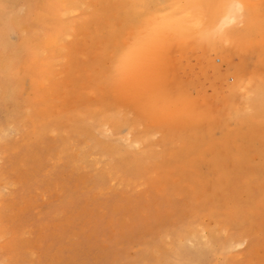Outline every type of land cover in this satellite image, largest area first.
Returning a JSON list of instances; mask_svg holds the SVG:
<instances>
[{
    "label": "rangeland",
    "instance_id": "1",
    "mask_svg": "<svg viewBox=\"0 0 264 264\" xmlns=\"http://www.w3.org/2000/svg\"><path fill=\"white\" fill-rule=\"evenodd\" d=\"M183 1L127 0L124 45L129 63L125 77L127 91L118 97L119 111L124 113L127 124L115 135L106 132L104 136H109L108 139H102L123 148L126 136L127 139L141 137L142 153L136 155V164L127 173L135 176L130 177L136 181L123 185L119 176L109 170L107 158L91 150L90 145L87 148L86 144L71 141L66 153L58 154L55 131L46 132L41 141L30 138L24 142L21 131L10 129L0 139L3 141L0 142V264H264V179L247 176L246 181L251 179L254 187L240 188L238 182L219 183L211 175L215 168L219 169L217 174L221 170L224 173L239 170L244 175L254 169H264V116H256V109L239 104L236 96L238 99L233 103L238 104L233 106H240L241 110L244 107L246 111L240 116L231 111H227L229 114L214 111L213 119L204 116V120L199 118L197 122L192 116L196 114L187 119L185 111L186 114L175 112L177 115L171 116L172 112L159 104L162 99L158 102L160 107L155 99L153 102L149 87L147 95L139 92L137 97L138 90L133 93L137 82L130 79L134 77L132 63L138 54L143 52L144 70L149 71L154 64H151L155 55L151 53L152 48L157 50L156 46L159 49L162 46L158 55L171 68L166 67L167 83L171 84L179 73L180 79L176 82L182 80L178 83L182 93L187 92L190 101L196 98L197 103L202 102V97L205 99L200 105L196 103L197 107L192 104L196 112L199 107L203 113L205 109L207 113L211 111L213 105L218 108L223 96L229 95L227 86L237 83L239 70L242 73L247 70V75L252 74L249 77H258L250 85L255 87L264 79V0H249L257 11H252L256 19L253 18L249 44L245 42L246 36L234 34L247 28V23L237 18L225 27L232 30L229 31L232 38H226L224 31L212 23L207 25L206 19L199 20L200 25L193 29L198 20L196 12H191L193 18L188 19L189 24L186 21L184 29L182 25L179 27L187 30L192 26V30L179 32L175 17L182 12L173 7L187 5ZM17 15L18 22L23 23L24 3L20 4ZM169 16L171 22L168 20L166 25L164 21ZM85 33L72 37L70 57L54 61L48 84L52 98L47 99L51 113L62 105L64 112L74 110L73 105L80 111L99 107L88 90L76 93L81 96L80 100L67 99L73 94L71 80L76 75L79 79L80 75L83 77L77 61L83 63L89 58L83 45L92 39V34ZM184 34L189 37L185 38ZM156 37L161 38V43L154 41ZM26 38L16 29L10 31L6 50L20 49L22 39ZM153 43L160 45L151 47ZM220 44L222 51H219ZM217 50L227 57L231 55L232 60L226 57L225 63L222 54L216 55ZM93 89L96 90V85ZM64 92L68 93L66 97ZM101 94L99 102L107 98L109 103L113 101L111 97L117 100L111 89ZM40 107L41 103L37 102L36 110ZM108 107L116 110L114 103ZM188 120L194 122L192 126ZM24 128L29 129L28 125ZM93 133L100 138L97 132ZM81 148L88 152L76 159ZM251 193V202H248ZM185 224L199 234L201 242L209 240L212 232L215 239H225L226 247L217 249L215 242H208L212 252L189 262L174 252L165 253L175 231ZM186 245L191 246L190 242Z\"/></svg>",
    "mask_w": 264,
    "mask_h": 264
},
{
    "label": "bare ground",
    "instance_id": "2",
    "mask_svg": "<svg viewBox=\"0 0 264 264\" xmlns=\"http://www.w3.org/2000/svg\"><path fill=\"white\" fill-rule=\"evenodd\" d=\"M21 3H24L26 8V16L23 23H19L17 20V10L20 8ZM185 3L187 5H183V7H181L182 5L180 4V6L177 4L173 7V10L175 9L182 12L181 15L175 17L177 21L176 23L174 19V23H178V26L176 27H178L177 29L179 32H185L186 29L183 30V26H185L186 21H188L187 24H189L188 19L190 17L191 19L193 18L191 12H196L198 17L195 18L198 19V24L192 21L194 24H191L196 25L193 29H197V25H200L198 22L199 20L203 21L206 19L209 23H207V25L212 23L211 25H215L224 31L226 34L224 36H226V38L229 36L232 38L229 32L232 30L225 29V27L228 22L237 21L238 19L241 23H247V28L245 31H234V34H239V36L244 35L247 37L245 42L247 44H249V42L252 43V41L250 39L248 40V38L252 35V31L254 30L252 28L254 26L253 18H256L252 14V11H254V5L250 4L249 0H186ZM126 5L127 0H0V139L5 137L6 132L10 129H13L16 132L21 131L24 142L30 138H33L35 141H41L46 132H49V130L55 131L57 133V141L59 145L58 154L66 153L68 145L71 141L77 144H86L88 146L87 148H89L90 145L91 150L107 158V162L110 167L109 170L119 176L120 182L123 185L136 181V179L130 177L133 175H128L127 173L130 166H134L136 164V155H141L142 153L141 137L131 136L128 139L126 138L127 136L125 138L123 137L126 139L123 148L117 144L116 146L108 144L102 139V137L105 139L106 136L104 135L106 132L109 135H115L120 128L127 124L124 113L119 111V106H121V104H118V100H120L118 97L122 96L127 89L125 86V77L127 67H129V63L127 61L128 57H126L127 55L124 50L126 40ZM190 8H192L191 10L193 11H191ZM168 18L169 19L165 20V17V21L163 20L166 25H168V20L171 22L170 16ZM235 18L237 19L235 20ZM204 25H206V23H204ZM179 27L183 29H179ZM191 28L192 26L189 29ZM14 29L18 30L23 35L25 34L27 38L22 39L20 49L16 48L14 50H6V44L8 42L7 35ZM80 32L92 34V39L85 41V45H83V49L87 52L89 58L84 60L83 63H80L76 59L75 51H73L74 57L77 61V67L82 68L84 78L80 75L81 71L77 68V74L80 75L81 81L77 75L73 80H71L72 85H74L73 94L70 95L71 97L68 95L67 99H70V102H73V99L75 98L80 100L81 96L76 93L78 91L86 93V90H88L87 93L91 95L93 99L97 100L99 107L80 111L77 109L76 105H73L75 107L74 110L64 112L62 105L56 112L51 113L47 107V99L49 97L52 98L50 94L51 87L48 86V84H50L51 81L54 61L56 59H60V61H62L61 59L70 57L73 49V44L71 43L72 37ZM199 34H202V32ZM184 37L187 38L189 36L186 37L184 34ZM160 39L161 38L156 37L154 41L157 42L158 40V42L160 41L159 43H161ZM155 43H153L154 46L151 47L160 45ZM160 47L162 48V46ZM222 47V44H220L219 51L223 50ZM156 48L157 50H153L154 48H152L153 52L151 53H155V55L154 61H151V64L152 62L154 64H152L153 68H150V70L148 69L149 71L146 70L149 72L148 77L147 72L144 70L145 64L143 52H140L137 59L132 63V68H134L133 70L131 68L133 71L131 74H133L134 77H130V79H135V81L132 79L131 81L135 83L137 82L136 89H133V93L138 90V93L136 92V96L139 92L141 95H144L143 93H146L145 95H147V91H149L147 87H149L151 90L148 94L151 95L153 93V102L155 99V102L158 104L159 99H162L159 104H163L164 106H162L163 108L166 107L167 112L171 111V116L182 112L183 114L187 113L186 116L187 119H189L188 117H190L191 114H196L192 115L193 117L195 116L194 122H197L196 119L199 121L200 119L204 120L205 117L207 119L210 117L212 118L213 115L211 113L213 112L214 114V111H218L217 113H219V111H225L226 114L230 113H227V111H231L237 115L239 114L238 116H240L241 112L242 114L244 112L246 113L244 107L243 111L241 110L242 107L238 105V107L235 106L238 102L243 106H249L256 109V116H264V79H261L260 81L257 79L259 84L255 87L250 86L252 81L256 80L258 77L255 76L256 78H253L254 76L251 77L252 74L249 73L247 75L245 73L247 70H244V73L239 70L237 73L239 75L240 73L242 74L237 76V83H235L234 86H227L228 88H226V93H229V95L227 98H224L223 94L222 103H220L224 110L221 109L220 105L217 106L218 103H215L218 108H215V105H213V108H211L212 110L208 113L206 109V111L204 110V113L202 112L203 110H198L200 107L197 108L196 112V108L193 109V105H196L197 99L195 98L196 100H191L194 101L191 102L189 96L186 95L187 92L185 94L184 92L182 93V88L180 90L178 87V83L182 81L179 80L178 83L176 82L177 79H180L178 78V76H180L179 73L176 79L172 80L171 84L170 82L167 83L168 79H166V75L169 72V64L167 61H164L165 63L162 61L163 56L161 54V56L158 55L161 48L159 49L158 46H156ZM219 51L217 50L216 55L220 56L222 54L221 57H224L223 61L225 63L228 58L231 59V55L227 57V55L225 56L222 52L220 54ZM156 54L158 57H155L157 56ZM242 58L243 57H241V59ZM241 59L237 60L239 61ZM150 60H153V58ZM105 62H107V65ZM231 62L232 61H230V63ZM230 63H228V65H230ZM162 66L164 67L162 68ZM131 70H128V72H132ZM171 73H174V71H171ZM249 75L251 76L249 77ZM147 78L150 79V82H148L149 79ZM25 83H27V86H25ZM169 84L172 85L171 88L168 87ZM94 85H96V90L93 89ZM132 87L135 88L134 85ZM182 87H187V85L185 84V86L183 85ZM108 89H111L112 92H114L117 100L114 101V97L112 99L110 96L113 101H109L108 103L106 98L99 102L102 96L101 93L106 92ZM139 89L142 91H139ZM67 94V92H64V97H66ZM97 95L99 96L97 97ZM235 96L239 97V99ZM201 99L202 102H199V99V103H197V105L204 102L205 99L203 100V97ZM234 99H238L239 101L235 104L233 103L235 101ZM37 102L41 103V107L36 110L35 104ZM124 102H122V106ZM209 102L210 104L212 103L211 101ZM112 103L116 104V110L114 111L110 110L108 107ZM159 104L158 107H160ZM233 104H235L234 106L236 108H233ZM168 109L170 111H168ZM200 113H202L203 116ZM209 113L211 116L207 115ZM197 115H199L198 118ZM194 122H191V126ZM25 125H28V130L27 128H24ZM13 130L12 132H14ZM94 131L98 133L101 139L96 137L97 135H94ZM107 137L106 139H108ZM35 150L36 149H34V151ZM87 152L88 151L81 148L76 154V159H80L82 156H85ZM218 170V168H215L211 172L212 176H216L215 178L217 182H238L240 183V188L254 187L255 183H253L251 179L246 181L247 176L253 175L254 179H257L258 177L264 179L263 168L254 169L246 175L242 174L239 170H235L231 173H224L223 170H221L217 174ZM169 172L170 170L167 169V173ZM251 195L252 193L248 195V202H251ZM208 239L209 240L201 242L199 234H197V232L194 231L189 224H185L175 231V236L172 242L167 244L165 247V253L171 255V253L174 252L178 257H182L189 262L194 259L201 258L207 252H212L213 249L208 242H215L217 249H224L226 247L225 239H215L212 232L209 233ZM186 242H190L191 246L186 245Z\"/></svg>",
    "mask_w": 264,
    "mask_h": 264
}]
</instances>
